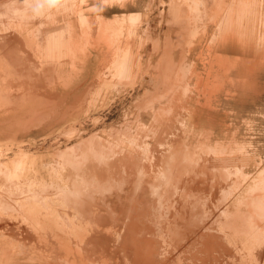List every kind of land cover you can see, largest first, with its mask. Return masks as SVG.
I'll use <instances>...</instances> for the list:
<instances>
[{"label":"rangeland","instance_id":"rangeland-1","mask_svg":"<svg viewBox=\"0 0 264 264\" xmlns=\"http://www.w3.org/2000/svg\"><path fill=\"white\" fill-rule=\"evenodd\" d=\"M5 147L0 264L69 262L27 212L49 190L87 217L88 264L109 245L132 263L173 211L185 264H264V0H0ZM233 214L251 237L230 238Z\"/></svg>","mask_w":264,"mask_h":264},{"label":"bare ground","instance_id":"bare-ground-1","mask_svg":"<svg viewBox=\"0 0 264 264\" xmlns=\"http://www.w3.org/2000/svg\"><path fill=\"white\" fill-rule=\"evenodd\" d=\"M73 33L74 32H72L71 33V37L73 38ZM75 40V39H74ZM85 142V141H84ZM9 150V148L8 147H5V153H1L0 154V157H2L3 158V156L4 155H6L7 153V151ZM83 153H85V152H83ZM82 153V154H83ZM88 153V152H87ZM87 153H85V154H87ZM90 153V152H89ZM88 153V154H89ZM4 154V155H3ZM90 155H91V157L90 158H92V154L90 153ZM85 156V155H84ZM82 157V156H81ZM89 157H88V159H89ZM83 158V157H82ZM86 158H87V155H86ZM93 159V162L95 163L99 158H97L96 159V161H94L95 160V158H92ZM92 159H90L91 161H92ZM83 160V159H82ZM87 160V159H86ZM85 160V158H84V161H86ZM104 160V159H103ZM102 160V161H103ZM83 161V162H84ZM89 163L91 162V161H89V160H87ZM100 161V166H102V167H104V165H107V164H103L104 163V161L102 162V165H101V159L99 160ZM93 162H91V165L92 164H94ZM107 162V161H106ZM97 163V162H96ZM95 163V164H96ZM16 165V164H15ZM81 165V164H80ZM96 165H98V163L96 164ZM99 165L97 166L98 168H99ZM1 166V165H0ZM2 167V166H1ZM7 167H8V165L6 164L5 166H3V169H5L6 170V172H7ZM93 167H94V165H93ZM92 167V169H90L91 171H94L95 169ZM97 167H95V168H97ZM102 167H100L101 169H103ZM107 167H108V165H107ZM107 167H105L106 169H107ZM121 167V166H120ZM120 167H118V169L120 168ZM91 168V167H90ZM139 168H140V166H139ZM101 169H98L99 170V172H100V170ZM106 169L104 170L105 172H106ZM109 169V168H108ZM113 169H115V168H113ZM117 169V168H116ZM117 169V170H118ZM20 170V169H19ZM112 170V169H111ZM84 172H85V169L83 170ZM91 171H89V173L91 172ZM102 171V170H101ZM108 171V170H107ZM120 170H118V173H120L119 172ZM109 172V171H108ZM108 172H106V173H108ZM112 172H115V170L113 171L112 170ZM117 173V174H118ZM25 174V175H24ZM29 174V172L27 173V172H22L21 173V176H26L27 177V175ZM76 174V173H75ZM80 174V172L77 174V175H79ZM85 174H86V172H85ZM84 174V175H85ZM109 175L111 174L112 175V173H108ZM114 174V173H113ZM82 175V174H81ZM90 175V174H89ZM102 175H104V174H102ZM109 175H107L106 174V176H109ZM113 176V175H112ZM114 176H115V174H114ZM87 177H88V175H87ZM82 178H84L83 176H82ZM74 180V179H73ZM83 180H87V178L86 179H83ZM88 180H89V178H88ZM21 181V180H20ZM22 183V182H21ZM20 183V184H21ZM24 183V182H23ZM74 183H76L77 184V182H74ZM78 185V184H77ZM116 185V184H115ZM115 185H113V187L115 186ZM122 185V184H121ZM52 186H53V184H52ZM75 186V185H74ZM111 186V185H110ZM19 187V186H18ZM47 187H49L50 188V186H47ZM108 187H109V185H108ZM108 187H107V190L110 192V190H116L117 189V186L116 187H112L113 189H111L110 188V190L108 189ZM22 188H23V186H22ZM57 188V187H56ZM120 188V187H119ZM124 188V187H123ZM24 189V188H23ZM27 189V188H26ZM61 189H63V188H61ZM20 190V189H19ZM34 190V189H33ZM43 190H45V189H43ZM48 190V189H47ZM46 190V191H47ZM119 190V189H118ZM118 190H116V191H118ZM14 191V190H13ZM26 192H27V190H25ZM24 191V192H25ZM36 191V190H35ZM40 191H41V189H40ZM18 192V191H17ZM30 192V191H29ZM39 192V191H38ZM41 192H43V191H41ZM40 192V193H41ZM114 192V191H113ZM14 193H16V192H14ZM20 192H18V194H19ZM22 193V192H21ZM36 193V192H35ZM50 193V194H49ZM111 193V192H110ZM69 194V193H68ZM113 194V193H112ZM122 194V193H121ZM12 196H14L13 194H11ZM21 195V194H20ZM66 195H67V193H66ZM118 196H119V194H117ZM67 196H69V195H67ZM116 196V195H115ZM38 197V195L37 194H34L32 197H30V198H32V199H30L31 201H34V203H33V205L31 206V208H27V212L28 213H32L33 215H35L36 216V218H37V220H39V222H41L42 224H43V226L45 227V230H46V232L47 233H49V232H53V233H55V236H57V238L55 239V241H56V245L58 246V248H59V253H60V251H61V249H63L64 251H67L66 253H67V256H68V258L69 259H67V260H69V262H67V264H88L89 262H90V260H94L93 259V257H92V255H90V251H91V248H89V247H87V244H89L88 242H96V243H98V241L99 240H95L94 241V239H92V237L91 236H89V233H90V229H89V227H88V225H89V222L88 221H86V222H83L87 217H85V216H81V215H76V217L78 218V219H75L74 218V216L72 217L71 216V213L69 212V210H67L66 208H70V204L69 203H63V205H62V208H64V211H60L59 210V207L57 206V205H59V203H58V200L56 201V198H55V196L53 195V191H51L50 192V190L47 192V195L46 196H43L42 197V199L43 200H41V201H39L38 199H40V198H37ZM119 198V197H118ZM61 199V198H60ZM72 199V198H71ZM108 199H109V197H108ZM64 202L66 201V200H63ZM82 201H84V199H82ZM82 201H79L78 202V200H77V202H78V204L81 202L82 203ZM67 202V201H66ZM111 202V201H110ZM80 203V204H81ZM121 203V202H120ZM83 204V203H82ZM85 205H87V203L85 204ZM89 205V204H88ZM95 205V204H94ZM97 205V204H96ZM112 205V204H111ZM116 205H118V204H116ZM80 206V205H79ZM98 206H101V205H98ZM71 207H72V205H71ZM80 207H82V206H80ZM133 207V206H132ZM161 207V206H160ZM176 208V210H178L179 209V207L178 206H175ZM83 208V207H82ZM82 208H80L78 211H83V210H85L84 208L82 209ZM104 208V207H103ZM156 208V207H155ZM181 208V207H180ZM77 209V208H76ZM104 209H106L107 210V208H104ZM113 209H115V208H113ZM133 209V208H132ZM161 209V208H160ZM160 209H159V211H160ZM173 209V208H172ZM112 210V209H111ZM162 210V209H161ZM86 211V210H85ZM83 212L84 214L87 212V211H89L90 212V210H87L86 212ZM169 212V211H168ZM178 211H173V213L171 214V215H169L168 217H176V216H179V218H177V219H175V220H171V221H165L163 224L164 225H162V223H159L160 224V227L158 228V233H155V232H153V230H146L148 233H149V235H151V237H149V239H148V237H146L148 240L146 241V243H149V248H146V249H144L143 250V247L145 246V245H142V247L140 248V247H138V248H140L139 250L137 249H135V251H133L134 252V255H130L129 253H127V254H129L128 256L130 257H128L129 258V260H132L133 262L132 263H130V264H174V263H180V264H185V247L183 246V244H182V246H183V248L184 249H180L179 251H176V248L178 247V243L177 242H179V240L181 241V242H183V239L181 238V239H178V238H180L181 236H182V232H180V229L181 228H179V227H177V228H175V226H177L179 223H181V219H182V216H180V214H178L177 213ZM184 212V211H183ZM165 213V212H164ZM86 214H88V212L86 213ZM90 214V213H89ZM184 214V213H183ZM92 216V215H91ZM104 216V215H103ZM111 217H112V215H110ZM122 216H123V214H122ZM89 217V216H88ZM131 217V216H130ZM39 218V219H38ZM90 218V217H89ZM98 218V217H97ZM102 220L104 219V218H102V217H100ZM108 218H109V216H108ZM108 218H105V221L106 222H108L106 219H108ZM114 217H112V219H113ZM142 218V217H141ZM239 218V217H238ZM242 218V217H241ZM101 219H100V221H101ZM90 220H92V219H90ZM110 220H111V218H110ZM114 220H116V219H114ZM237 220H238V222H237ZM131 221V220H130ZM136 221V220H135ZM180 221V222H179ZM248 220H246L245 218H242V219H237V216L236 215H232L231 217H227L226 218V223H225V226H224V230L225 231H227L228 230V232H230V233H232L231 235H230V238L231 239H234V237H238V238H240L241 240L240 241H244V240H246L247 238H249V237H251V235H250V233H251V231H250V228L249 229H246V227H243V226H245L246 224H249V222H247ZM92 222V221H91ZM103 222V224L102 225H105L104 224V220L102 221ZM102 222H100V223H102ZM111 222V221H110ZM128 222V221H127ZM239 222H241V227L240 228H245L244 230H241V229H239V230H237V226H236V224H239ZM99 223V224H100ZM109 223V222H108ZM113 223H115V222H113ZM121 224H122V222H120ZM124 223V222H123ZM107 224V223H106ZM119 224V223H118ZM117 225V224H116ZM129 225H131V224H129ZM128 225V226H129ZM140 226V225H139ZM127 227V226H126ZM151 227V226H150ZM130 229L129 230H131V232H128V236L126 237L127 239H128V237L129 236H131V235H129V234H134L135 232H137L136 231V227H129ZM140 229V228H139ZM49 230V231H48ZM125 230V229H124ZM139 231H141V230H139ZM126 233V232H125ZM138 234H139V232H138ZM156 234V235H155ZM91 235V234H90ZM124 235H127V234H124ZM123 235V237H125ZM136 235H134V236H131V238L133 237L134 238V240H135V237ZM156 236V237H155ZM138 237V236H137ZM94 238V237H93ZM96 238V237H95ZM72 239V240H71ZM123 239V238H122ZM142 239H143V237H142ZM141 239V237H140V240H142ZM159 239L160 240H163V242L165 243V244H160L159 246H158V241H159ZM112 240H114V239H111V241ZM139 240V239H138ZM140 240H139V242H140ZM168 240V242H166ZM123 241H126V240H123ZM128 241V240H127ZM130 241V240H129ZM145 241V240H144ZM173 241H174V244L175 245H177V247H174V250H173V252H172V245H173ZM231 241V240H230ZM229 241V242H230ZM72 242H74L75 244L74 245H71V243ZM137 241H135V243H136ZM80 243V245H81V243H85V251H84V249H80V245H78ZM133 243V242H132ZM131 243V244H132ZM135 243H134V245H135ZM141 243V242H140ZM106 244H107V242H106ZM120 244V243H119ZM123 244V243H122ZM102 245V244H101ZM115 245V244H114ZM124 245H126L125 243H124ZM129 245V244H128ZM192 245H194V244H192ZM218 245V244H217ZM127 246V245H126ZM118 247V246H117ZM115 248V249H117V250H119L118 248ZM130 247V246H129ZM134 247V246H133ZM137 247V245L135 246V248ZM110 248L112 249V250H110ZM123 248V247H122ZM126 248V247H125ZM159 248H162V249H159ZM179 248V247H178ZM202 248V247H201ZM94 249V251H95V248H93ZM124 249V248H123ZM127 249V248H126ZM204 249V248H203ZM202 249V250H203ZM211 249H212V247H211ZM221 250H223V246L220 248ZM103 251H97V253L100 255L99 257H106V258H108L107 260H105V261H108L109 262V264H120L121 262L120 261H118V260H116L115 258H116V252H117V250L116 251H114V248H112L111 247V245H109V246H106V247H104L103 249H102ZM125 250V249H124ZM123 250V251H124ZM132 250V249H131ZM134 250V249H133ZM161 250V251H160ZM163 250V251H162ZM201 250V249H200ZM206 249H204V251H205ZM128 251H130V250H128ZM199 251V250H198ZM207 251V250H206ZM206 251H205V253L204 254H206ZM127 252V251H126ZM126 252H124V255H125V253ZM131 252V251H130ZM132 252V253H133ZM162 252H164V253H162ZM166 252V253H165ZM201 252V251H200ZM209 252V251H208ZM207 252V253H208ZM211 253H212V251H210ZM209 252V253H210ZM201 253H203V252H201ZM210 253V254H211ZM123 254V253H122ZM220 254V253H219ZM137 255H139V256H141V255H143L142 256V261H143V258L145 259V261L144 262H141V260L137 257ZM215 255V254H214ZM248 255V254H247ZM246 255V256H247ZM126 256V255H125ZM206 256V255H205ZM207 256H209V255H207ZM206 256V257H207ZM211 256V255H210ZM209 256V257H210ZM213 256V255H212ZM215 256H217V255H215ZM214 256V257H215ZM220 256V255H219ZM62 257V256H61ZM120 257V256H119ZM123 257V256H122ZM205 257V258H206ZM208 257V258H209ZM221 257V256H220ZM207 258V259H208ZM217 258V257H216ZM219 258V257H218ZM217 258V259H218ZM210 259V258H209ZM223 259V258H222ZM101 260H103V262L101 261ZM100 260V262H101V264H103L104 263V259H101ZM220 260L221 259H219V260H217V261H219L220 262ZM89 261V262H88ZM222 261V260H221ZM224 261V260H223ZM226 261V260H225ZM216 262V261H215ZM227 262V261H226ZM125 263H126V261H125ZM124 262H123V264H125ZM221 263H223V262H221ZM220 263V264H221ZM219 264V263H218ZM229 264V263H228Z\"/></svg>","mask_w":264,"mask_h":264},{"label":"clouds","instance_id":"clouds-1","mask_svg":"<svg viewBox=\"0 0 264 264\" xmlns=\"http://www.w3.org/2000/svg\"><path fill=\"white\" fill-rule=\"evenodd\" d=\"M49 6H54L56 3V0H46Z\"/></svg>","mask_w":264,"mask_h":264}]
</instances>
